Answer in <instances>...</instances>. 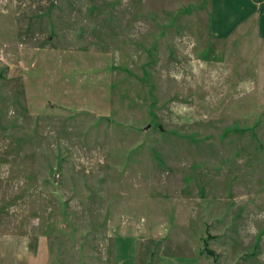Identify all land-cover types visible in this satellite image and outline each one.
Here are the masks:
<instances>
[{
	"label": "rangeland",
	"instance_id": "374dc122",
	"mask_svg": "<svg viewBox=\"0 0 264 264\" xmlns=\"http://www.w3.org/2000/svg\"><path fill=\"white\" fill-rule=\"evenodd\" d=\"M224 6L222 37L213 0H0V234L30 264H264V34Z\"/></svg>",
	"mask_w": 264,
	"mask_h": 264
},
{
	"label": "crops",
	"instance_id": "0c3cea01",
	"mask_svg": "<svg viewBox=\"0 0 264 264\" xmlns=\"http://www.w3.org/2000/svg\"><path fill=\"white\" fill-rule=\"evenodd\" d=\"M213 0V30L217 32L218 35L225 37L230 32V24L234 21L235 16L231 18L232 12L227 11V9H222L218 11L217 8L224 6L225 4L228 8L236 11L237 19H244L247 16L256 15L258 16V33L264 34V0L263 2H258L255 4L252 0H241L242 3L239 5L237 0H222L219 3V7H214ZM225 2V3H223ZM260 6V7H259ZM225 7V6H224ZM259 7V8H258ZM256 11L258 14H256ZM230 25L224 28L222 25ZM122 245H118L117 251ZM133 247L134 254V240L130 238L126 243V248ZM31 252L29 250L28 244L25 242L24 237L14 236V235H4L0 234V264H30Z\"/></svg>",
	"mask_w": 264,
	"mask_h": 264
}]
</instances>
